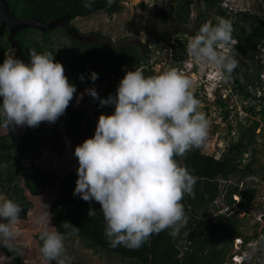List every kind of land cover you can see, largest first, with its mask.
<instances>
[{"label": "trees", "instance_id": "1", "mask_svg": "<svg viewBox=\"0 0 264 264\" xmlns=\"http://www.w3.org/2000/svg\"><path fill=\"white\" fill-rule=\"evenodd\" d=\"M6 1L10 10L19 19L33 17L45 23L51 20L65 23L66 20L67 28L58 26L49 31L27 28L19 32L16 39L21 45L23 54L29 59L32 49L38 54L51 52L55 61L64 66L69 83L74 84L77 89L65 113L49 126L45 122H41L38 127L25 125V131L18 134L12 127L8 129L0 124V196L13 200L22 208L18 220H26L29 211L33 208L28 195L36 197L46 191L58 189L57 198L50 208V217L56 231L64 235V240H70L69 247L67 245L64 252V255L70 258V264H76L74 262L76 258L81 260L75 249V242H78L82 249L104 254L112 263L117 260L121 264H228L233 256L231 251L234 239L245 236L247 232L243 231L244 218L238 217L237 214L243 211L248 216L257 197L256 185L259 181H255L256 176H260V181H264V165L257 164V160L260 159L259 152L264 146V82L260 78L264 71V58H258L257 66L254 62L250 65L246 59L255 57L253 50L258 46L264 49V10L261 9L257 13L252 11L236 13L225 6L226 0H197V3L210 14L200 26L205 22L215 24L217 17L230 20L233 26L232 40L237 41V44L231 48L233 57L240 55L243 59L240 63L237 62L238 66L231 74L223 73L224 78L221 83L223 90L228 93V98L221 99L220 89L217 88L215 92L217 99L211 102L204 114L207 118L210 117L208 116L210 107L215 105L226 109L224 118L227 120L232 113L231 108L233 107L234 112L238 113L240 106L248 116L244 121L228 123L219 131L223 146H216L211 155L206 154L203 151L204 146L201 145L199 148L189 149L183 156L175 157L195 179L194 194H185L181 201L186 222L180 224L183 226L181 229H179L180 225L175 226V235H170L173 228H168L158 234H152L141 247L131 249L123 245L117 247L109 245L104 234L106 222L99 211L101 207L99 202L85 201L79 195H73L78 179L77 173L70 171L61 177L36 162L42 150L49 149L52 152L62 153L65 143L60 125L64 117L67 120L68 134L77 145L94 136L99 116L103 109H109V105L101 107L97 100L98 108L94 111L82 105L75 106L74 99L77 92L100 85L103 86L100 98L115 95L126 71L141 69L142 64L146 62L139 49L133 46L104 48L97 42L81 41L70 32L74 30L85 38L86 35L81 34L73 23L75 19L88 18L99 13L110 16L120 13L126 0H111V3L108 0H93L90 8L84 6V0ZM181 1L171 0V4H178ZM212 12H215L213 17H211ZM156 13L159 22L166 26L167 10L162 7ZM57 30H62L64 34H56ZM7 35L8 31L0 37V64L5 57L14 54ZM96 35L102 37L100 33ZM60 36L67 38L69 44L64 43L57 50L54 47L56 43L54 37ZM156 38L164 39L162 34L157 35ZM186 41L187 39L185 42L179 41L177 45L170 44L178 50V56L174 61H182L187 53L188 41L187 43ZM92 71L99 74L95 82L90 79ZM142 71L145 76L153 75L149 69L142 68ZM81 74L85 76L84 81L80 80ZM192 93L200 102L199 93ZM234 98H238V101L232 102ZM214 128L215 132L219 126L215 125ZM221 181L233 185L224 208L232 209L236 207L234 205L241 203L243 207L241 211L236 210L225 219L214 222V203L220 193ZM235 196L240 198L239 202L234 200ZM259 207L264 210V203ZM93 209L96 214L91 217L88 213ZM65 221L78 227V234H73L71 229H65L63 227ZM253 229V235L246 236L245 241L258 235V225H254ZM34 240L40 249L42 246L40 232L34 236ZM25 247L22 244H12L15 250H9L5 246H0V250L15 264H28L21 256L23 251L28 254ZM256 255L264 258V251ZM41 257L44 259L42 254ZM51 264L56 262L52 261Z\"/></svg>", "mask_w": 264, "mask_h": 264}, {"label": "clouds", "instance_id": "2", "mask_svg": "<svg viewBox=\"0 0 264 264\" xmlns=\"http://www.w3.org/2000/svg\"><path fill=\"white\" fill-rule=\"evenodd\" d=\"M232 1L226 0L225 6L233 12L242 11L238 3L232 9ZM126 2L130 1L123 5L130 6ZM92 3L93 0H84L86 8ZM232 32L230 20L223 17H217L215 24L201 25L187 44L181 61L182 74L168 68L145 76L135 68L126 71L115 95L102 99L94 87L80 94L79 99L86 93L99 100L101 107L115 106L111 115L99 116L94 136L74 151L79 167L73 195L99 202L106 222L104 234L111 247L136 249L152 234L165 229L173 228L170 235H175V226L186 222L181 201L185 194H194L195 179L175 157L199 148L207 138L209 121L192 92L199 93V97L207 95L210 106L206 91L209 80L202 79L213 75L212 79L220 84L223 73L231 74L238 66L236 60L218 51L223 45L231 50L237 44ZM203 62L213 69L202 68ZM98 78L99 74L92 71L91 81ZM84 79L81 74L80 80ZM76 90L69 83L64 66L55 61L51 52L38 54L35 49L30 50L28 64L14 54L5 57L0 64V124L9 129L55 123ZM217 207V215L227 211ZM21 211L16 202L0 197V246L15 250L12 243L18 235L16 222ZM48 213L46 210L34 221L43 226L40 253L49 264H70V258L64 255V235L47 228ZM88 214L92 217L96 212L93 209ZM63 227L78 234L79 228L69 221L63 222ZM233 251L234 243L232 254Z\"/></svg>", "mask_w": 264, "mask_h": 264}, {"label": "rangeland", "instance_id": "3", "mask_svg": "<svg viewBox=\"0 0 264 264\" xmlns=\"http://www.w3.org/2000/svg\"><path fill=\"white\" fill-rule=\"evenodd\" d=\"M129 1L130 6H123V9L120 13L111 16L105 13L94 14L88 18H77L73 21V23L76 25L81 34L86 35L84 39L88 42H97L104 48L111 49L125 45L138 48L140 53L144 56V60L146 61L142 64V68L149 69L152 74L162 72L168 68H174L179 73L183 72L181 70V61H174L178 56V50L177 48L174 49L170 44L177 45L179 41L185 42L186 39L189 42V40L198 32L199 28L201 27L200 24L202 21L206 20L205 18H207L209 13L203 9L201 4L197 3V0H182L178 4H171V0ZM236 3H238V7L242 9V11H236V13H247L249 11L257 13L261 9L264 10V0H234L230 4L232 9L233 5H236ZM162 7L167 10L168 24L166 26L162 25L156 18L157 10ZM213 16H215V12H212L211 17ZM55 33L59 35L64 34L62 30H57ZM97 33H100L102 37L97 36ZM159 34L163 35V40H158L156 38ZM54 38L56 41L54 47H56L57 50L58 47L60 49L64 43L69 44V40L64 36ZM218 51L230 58H233L234 56L231 50L224 45L222 47H218ZM253 53L255 56L254 58L246 59L248 62H250V65H252L254 62V65L257 66L258 62L256 61L258 58H264V49L261 46H258L255 50H253ZM11 57H13V54ZM233 59L237 60L238 63L243 60L240 55L234 57ZM190 60L196 59L191 57ZM206 67L213 69V67L203 62L202 68ZM212 78L213 75H207L206 78L202 79L203 82L209 80L206 86V91L209 97L215 96L214 92L217 88H219L222 97L224 96V98L227 99L228 93L223 90L222 83L219 84L215 79L213 80ZM215 83H217L216 86ZM94 88L97 90L98 95L100 96L103 91V86L97 85ZM84 92L85 89L75 94L74 105H82L84 108H89L91 111H94L98 108V101L86 93L84 94L83 99H79L80 94ZM207 98V95L205 98L201 97L200 94L199 109L203 113L206 112V109L209 106V101ZM114 110L115 106L109 105V109H103L102 114L111 115ZM207 119L209 121L208 135L205 142L202 144V147L204 146L203 151L206 154L211 155L215 150V143L210 142L208 139H211V136H213L215 133L214 124L216 122L214 117H209ZM66 121L67 120L64 117L60 125V130L62 132V136L64 137L65 143V148L63 149L62 153L59 154L58 151L52 152L49 149H45L41 151V156L36 161L38 165L61 177L70 171L77 173V169L79 167L78 158L74 155L75 148L78 145L76 141H73L71 136L68 134ZM45 124L49 126L50 123L45 122ZM12 129L14 132L22 134L25 131V126H16ZM261 138L262 137H260L259 140H261ZM82 143L83 141H81L79 145ZM220 145L222 144L220 143ZM223 151L225 150L223 149ZM259 153L260 154L258 157L260 159L258 158L259 160H257V164L264 165V146L261 147V152ZM243 163L245 164V159L243 160ZM255 181H259L256 185L257 196H259L258 192H264V181H260V176L258 175L256 176ZM242 183L240 184V187ZM232 186L233 185L230 182L228 183L227 181H221L219 191L220 193L218 194V198L216 204H214V207L219 205L223 209L224 206L227 205L230 189ZM57 195L58 189L55 191H46L41 196L35 197L28 195V200L33 203V208L29 211L26 220H17L16 222L18 235L12 244H22L26 246L25 249L29 255L23 251L21 256L25 261L28 262V264H49V262L42 259L40 249L34 240V236L41 231L43 226L37 225L34 221L37 216L48 210L49 213L47 228L50 231H56L51 222L50 208L54 200L57 198ZM0 197L4 198L3 196ZM263 199L264 198H261V200ZM234 200L239 202L240 198L235 196ZM260 204H262V202H255L251 207L252 212H255L257 215L256 219H252L251 217L249 218L241 210V212L237 214L238 217L244 218V232L247 231L251 233L254 230V225H258V231L264 229V210L261 209L262 207H259ZM216 209H218V207ZM214 212L218 213L215 209ZM182 227L183 226L180 225L179 229ZM69 244L70 240H64L65 249H67V245L69 247ZM75 245L78 255L81 256V260H78L77 258L76 261L74 260L76 264H121L120 261L117 260H114L112 263L110 259L104 256V254L95 253L92 250L82 249L78 242H75ZM257 257L258 256L256 255L252 258L256 259ZM261 263L264 264V258H262ZM0 264H15V262L0 250Z\"/></svg>", "mask_w": 264, "mask_h": 264}, {"label": "built area", "instance_id": "4", "mask_svg": "<svg viewBox=\"0 0 264 264\" xmlns=\"http://www.w3.org/2000/svg\"><path fill=\"white\" fill-rule=\"evenodd\" d=\"M126 5H128L129 3L126 2ZM261 78L264 80V72L261 74ZM196 78H194L195 80ZM193 81V79L191 80ZM264 88V87H263ZM221 99H226L224 98V96L222 97V94H220ZM217 97L213 96L210 97V101L214 102L216 101ZM238 101L237 99H233V101ZM232 109V113L228 116V119L225 120L224 118V111L226 109H223L221 107H217L215 105H212L210 107V112L209 115L210 117H214L215 119V125H218L219 128L217 131H215V133L213 134V136H211V139H208L210 142H214L215 143V147L216 146H223L222 141L219 138V131L222 130L224 127H226V125L230 122H235V121H239V120H246L248 114L247 112H245L242 107H238V113L234 112L233 107ZM236 116V117H235ZM209 118V117H208ZM215 136V137H214ZM220 143L222 145H220ZM215 149V148H214ZM259 196L261 198H264V192H258ZM257 196L255 198V202H262L264 203V199L261 200V198ZM259 197V198H258ZM220 207V206H219ZM228 210V208H224L222 211H226ZM248 217L252 218V219H256L257 215L255 214V212H252V210L250 211V213L248 214ZM264 229L263 230H259L258 235L256 237H254L253 239L249 240V241H245L246 236H252L253 235V231L250 232H246L245 236L241 237V238H236L235 242H234V251H233V256L231 259V262L228 264H243V260H244V264H262V258H256L253 259L252 257H254L253 255L256 256V253L260 252V251H264Z\"/></svg>", "mask_w": 264, "mask_h": 264}, {"label": "water", "instance_id": "5", "mask_svg": "<svg viewBox=\"0 0 264 264\" xmlns=\"http://www.w3.org/2000/svg\"><path fill=\"white\" fill-rule=\"evenodd\" d=\"M58 26H62L64 28L68 27V24L65 20V23L58 20H51L48 23H45L42 20L37 18H26L19 19L15 16V14L10 10V7L6 0H0V37H2L6 31H8L7 40L11 46V48L15 51L14 57L24 61L26 64L30 63V59L27 58L23 52L19 41L16 39V36L19 32L30 28L39 31H49ZM72 36L76 37L81 41H85L83 36L79 35L74 30L70 31ZM243 207L241 203L237 207H233L231 210H227L224 213H221L217 216H214V222H219L229 216L232 212L236 210H240Z\"/></svg>", "mask_w": 264, "mask_h": 264}, {"label": "flooded vegetation", "instance_id": "6", "mask_svg": "<svg viewBox=\"0 0 264 264\" xmlns=\"http://www.w3.org/2000/svg\"><path fill=\"white\" fill-rule=\"evenodd\" d=\"M86 37V36H85ZM84 38V37H83ZM85 40V39H84ZM85 41H87V40H85Z\"/></svg>", "mask_w": 264, "mask_h": 264}]
</instances>
